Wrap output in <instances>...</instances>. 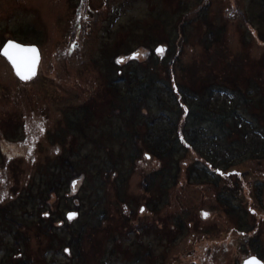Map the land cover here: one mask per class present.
Segmentation results:
<instances>
[{"label":"rangeland","instance_id":"374dc122","mask_svg":"<svg viewBox=\"0 0 264 264\" xmlns=\"http://www.w3.org/2000/svg\"><path fill=\"white\" fill-rule=\"evenodd\" d=\"M7 37L36 44L41 63L23 81L0 53V264L264 260V158L208 170L174 128L181 108L154 96L175 104L169 70L178 98L177 82L264 99V0H0V45ZM147 70L160 86L143 102L107 89ZM257 106L237 107L251 117ZM211 124L189 123L185 137L233 153ZM167 139L164 158L150 144Z\"/></svg>","mask_w":264,"mask_h":264},{"label":"trees","instance_id":"16d2710c","mask_svg":"<svg viewBox=\"0 0 264 264\" xmlns=\"http://www.w3.org/2000/svg\"><path fill=\"white\" fill-rule=\"evenodd\" d=\"M184 29L185 26L181 25L179 26L178 31L180 30L183 33ZM176 33L177 35H179L178 32ZM177 35L176 37H178ZM168 58L169 62L173 66L175 64L174 62L179 59L177 57L174 58V56ZM147 72L148 73L142 75V77H137L136 79L131 80L123 77V73L120 72L119 76L122 77V79L119 77L120 81L128 80L127 82H125L126 87L124 89L119 88L118 84H116V79H113L107 89L113 90L115 93H122L123 95L128 96L130 100L133 99L137 102H143V100H145L143 97H146L147 94L151 95L154 90H156V87L160 86V84H158V82L156 81V78L158 76L154 75L153 72L149 70H147ZM170 74V71L167 70V77L164 80L165 84H163L162 87H166L171 90L170 95L172 98H174L176 105L173 104L174 102H167V100H165L166 98L163 99L158 90L156 94H154V96L156 99L159 100L158 104L163 103L166 105L167 103V105H169V107L174 110H177L175 107H178L179 110L181 108L180 115H177L176 121L173 124L174 128L177 130L178 126L181 124V131L183 132L185 142L191 144L192 147L195 148L197 152L205 158V161L207 163L205 168H207L208 170L209 167L212 169L216 168L217 173L218 169H220L221 173H223L225 169H235L236 164L240 163L243 160L245 161L246 158H264V125L261 126V121L263 122L264 119L263 98H255L253 92L249 89L245 91V98L243 99V101L239 102L238 100V103L242 107H247V110L248 108L253 106L258 107L257 104L262 106V108H260L261 110L258 108L259 110L257 109L254 115H252L251 117H245L237 107L239 106V104H236V99H238L240 97L239 94H241V89L239 87L236 88V85L234 87H228V85L220 83V86H217V88L211 86L209 87L205 95L198 96L193 93L191 95L190 91L188 90V86L186 89L184 85H181L179 82H177L176 86L179 87L178 93L180 96V98H178V95L175 93L176 91H174L175 89L172 87V83L170 82L172 81V76ZM215 90H218V92L220 93L219 95L223 96V101L219 107L216 106V104L212 100L213 93ZM182 112H185L186 114L183 123H181L180 120ZM161 115L165 119L168 114L162 113ZM202 120H208L210 121V123H212L211 125L214 124V127H219L221 130L225 131L223 133V136L216 138V141L219 140L217 141L219 145L221 144V141L224 140V142H226L227 144L226 147H229L228 149L233 153L227 155L225 152H219V149L215 145L212 146L213 149L208 148V145L205 146L207 147V149H205L202 143L196 144L195 139L192 140V138H195V136H193L190 140L185 137L184 128L189 123L196 124ZM169 121L172 122V120L170 119ZM165 126L166 124H164V128ZM175 139L176 138H174L173 140ZM152 140L154 141V139ZM178 140H180L179 137ZM239 141H241L242 144ZM171 142L172 140L167 139L156 141V143L154 144H149L151 145V149L155 154H159L162 157L167 158L169 155H171V151H173L172 149L174 148L173 146H171ZM231 148L233 150L235 149L237 153H234ZM218 155L220 156V158H218Z\"/></svg>","mask_w":264,"mask_h":264},{"label":"snow or ice","instance_id":"6c2138e0","mask_svg":"<svg viewBox=\"0 0 264 264\" xmlns=\"http://www.w3.org/2000/svg\"><path fill=\"white\" fill-rule=\"evenodd\" d=\"M163 48L157 49V53L163 55ZM2 55L12 64L16 75L23 81H29L36 75V68L39 62V53L35 47H24L14 42H9L2 49ZM141 53H135L133 58H138ZM123 59L117 61L122 63ZM73 190H75L76 182H73ZM143 211V209H141ZM75 213H69L68 218L71 220L75 217ZM207 217V213L203 214ZM245 264H260L255 258L248 259Z\"/></svg>","mask_w":264,"mask_h":264},{"label":"water","instance_id":"95a60500","mask_svg":"<svg viewBox=\"0 0 264 264\" xmlns=\"http://www.w3.org/2000/svg\"><path fill=\"white\" fill-rule=\"evenodd\" d=\"M9 42H14V43H16V44H19V45H21V46H24V47H35L37 50H38V53H39V62H38V64H37V68H36V75L34 76V77H36L37 76V74H38V70H39V66H40V63H41V50L39 49V47L36 45V44H31V43H29V44H24V43H21V42H19V41H16V40H14V39H8L6 42H5V44L1 47V54H2V49H3V47L4 46H6ZM159 48H162L161 46L159 47ZM158 48V49H159ZM5 59L7 60V58L5 57ZM8 61V60H7ZM11 64V63H10ZM12 65V64H11ZM12 68H13V66H12ZM13 71L15 72V70H14V68H13ZM33 77V78H34ZM19 78V77H18ZM20 79V78H19ZM30 81V80H29ZM218 172H220L221 173V170L220 169H218ZM69 213H74L73 211H70V212H68L67 214L69 215ZM204 213H206L205 211L203 212V214ZM67 215V216H68ZM250 258H255L256 260H258L259 262H260V264H264V261H263V259H261L260 257H258L257 255H250L249 257H247V258H245L244 260H243V264H245V262L248 260V259H250Z\"/></svg>","mask_w":264,"mask_h":264},{"label":"flooded vegetation","instance_id":"af4514ba","mask_svg":"<svg viewBox=\"0 0 264 264\" xmlns=\"http://www.w3.org/2000/svg\"><path fill=\"white\" fill-rule=\"evenodd\" d=\"M9 38L7 37V39L6 40H4L3 42H2V44L0 45V49H1V47L5 44V42L8 40ZM0 53H1V50H0ZM5 58V57H4Z\"/></svg>","mask_w":264,"mask_h":264},{"label":"bare ground","instance_id":"6f19581e","mask_svg":"<svg viewBox=\"0 0 264 264\" xmlns=\"http://www.w3.org/2000/svg\"><path fill=\"white\" fill-rule=\"evenodd\" d=\"M264 261V260H263Z\"/></svg>","mask_w":264,"mask_h":264}]
</instances>
